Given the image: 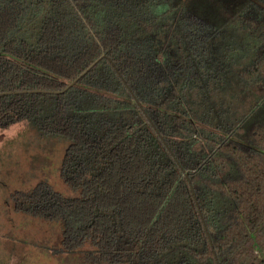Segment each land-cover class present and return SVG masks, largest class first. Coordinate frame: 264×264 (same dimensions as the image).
<instances>
[{"label": "trees", "instance_id": "1", "mask_svg": "<svg viewBox=\"0 0 264 264\" xmlns=\"http://www.w3.org/2000/svg\"><path fill=\"white\" fill-rule=\"evenodd\" d=\"M16 125L66 143L71 196L13 197L59 225L53 255L264 264V0H0Z\"/></svg>", "mask_w": 264, "mask_h": 264}, {"label": "rangeland", "instance_id": "2", "mask_svg": "<svg viewBox=\"0 0 264 264\" xmlns=\"http://www.w3.org/2000/svg\"><path fill=\"white\" fill-rule=\"evenodd\" d=\"M65 147L63 139L41 138L36 130L25 125L0 131V236L12 239L3 248L8 252L11 251L9 244L11 248H19L24 264H74L72 260L50 252V246L60 240L58 224L18 213L14 210L13 202L7 200L14 192H29L42 182L71 196L70 190L60 179ZM15 239L18 243L13 242ZM46 245L49 248L44 249ZM0 252L3 264H10V261L20 264L22 261L17 253L10 252L11 257L4 251Z\"/></svg>", "mask_w": 264, "mask_h": 264}, {"label": "flooded vegetation", "instance_id": "3", "mask_svg": "<svg viewBox=\"0 0 264 264\" xmlns=\"http://www.w3.org/2000/svg\"><path fill=\"white\" fill-rule=\"evenodd\" d=\"M15 193V192H14ZM11 194L10 196H9V199H7L9 202H13L14 200H13V197L15 196V194ZM10 197H11V200H10ZM15 205H14V202H13V207H14ZM14 231V230H13ZM11 241H12V239L10 238V237H3V236H0V251H4L5 253H7L8 255H11V257H12V253H10V252H13V253H17L18 254V258H19V260L21 261L20 262V264H24V258L22 257V254H21V252L19 251V248L18 249H16V248H14V247H12L11 248V246H10V244H9V247H10V249H11V251L10 252H8L7 250H6V248L4 249L3 248V245H5V244H7L8 242L9 243H11ZM13 242H17V240L15 239ZM18 243V242H17ZM0 254H2L1 252H0ZM2 257L0 256V264H3V262H2V259H1ZM12 259V258H11ZM10 264H12L11 263V261H10Z\"/></svg>", "mask_w": 264, "mask_h": 264}, {"label": "water", "instance_id": "4", "mask_svg": "<svg viewBox=\"0 0 264 264\" xmlns=\"http://www.w3.org/2000/svg\"><path fill=\"white\" fill-rule=\"evenodd\" d=\"M98 61L96 63H94L91 67H89L83 74H81L77 79H75L74 81H72L69 85H68V89L74 87L75 85L78 84V82L87 74L89 73L96 65H97Z\"/></svg>", "mask_w": 264, "mask_h": 264}]
</instances>
